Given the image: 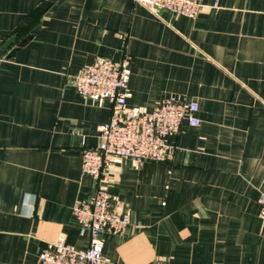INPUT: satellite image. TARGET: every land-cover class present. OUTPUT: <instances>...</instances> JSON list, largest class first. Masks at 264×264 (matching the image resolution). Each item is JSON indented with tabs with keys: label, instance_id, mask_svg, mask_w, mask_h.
I'll list each match as a JSON object with an SVG mask.
<instances>
[{
	"label": "crops",
	"instance_id": "obj_1",
	"mask_svg": "<svg viewBox=\"0 0 264 264\" xmlns=\"http://www.w3.org/2000/svg\"><path fill=\"white\" fill-rule=\"evenodd\" d=\"M128 60L129 108L194 100L198 125L173 155L105 170L124 234L104 231L119 264H264V0H202L193 18L134 0H0V264H41L60 235L86 248L72 214L95 180L81 152L111 114L74 77Z\"/></svg>",
	"mask_w": 264,
	"mask_h": 264
},
{
	"label": "built area",
	"instance_id": "obj_2",
	"mask_svg": "<svg viewBox=\"0 0 264 264\" xmlns=\"http://www.w3.org/2000/svg\"><path fill=\"white\" fill-rule=\"evenodd\" d=\"M157 12L195 17L202 0H134ZM128 60L101 59L85 66L75 77L79 94L107 100L111 104L109 119L99 128L98 142L81 152V172L95 180L89 199H77L71 211L83 230L89 232L86 248H76L60 235L41 254V264H119L103 255L104 231L124 234L129 224L127 214L112 205L105 170L115 161L126 158L141 166L146 161H165L174 152L168 137L180 132L182 123L198 125L196 101L168 98L150 111L135 110L126 104L125 87L129 81ZM260 217L264 222V190L259 196ZM152 264H168L156 260Z\"/></svg>",
	"mask_w": 264,
	"mask_h": 264
}]
</instances>
